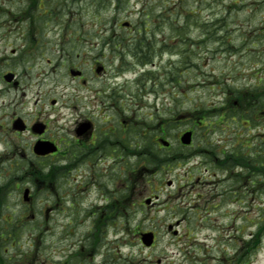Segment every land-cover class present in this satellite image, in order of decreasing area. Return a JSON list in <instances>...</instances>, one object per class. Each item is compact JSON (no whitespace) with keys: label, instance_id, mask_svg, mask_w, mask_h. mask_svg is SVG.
<instances>
[{"label":"rangeland","instance_id":"374dc122","mask_svg":"<svg viewBox=\"0 0 264 264\" xmlns=\"http://www.w3.org/2000/svg\"><path fill=\"white\" fill-rule=\"evenodd\" d=\"M35 1L41 4L40 0ZM46 4L47 0H44L41 10L37 5L36 11H31L33 35L34 31H42L37 34L42 49L35 59L34 73L30 72L33 80L42 82L43 98L44 92L54 87L55 91L50 94L65 101L67 87L71 84L67 67L78 62L69 54L75 42L88 35H109L112 32L133 36L138 34L139 26L146 22V26L151 28V35H158L156 44L166 42L172 46L166 52L161 46L159 55L152 57L151 62L156 66L148 64L136 74L128 72L121 80H129L135 88L133 80L141 72L142 80L146 75L156 77V84L154 79L146 80V85L142 87L146 97L133 106L138 109L139 120L151 126L149 142L162 134V118L172 119L186 114V121L166 125V132L162 136L173 143L174 151L170 156L179 158L155 175L148 178L141 175L142 165L137 153L140 195L137 211L129 203L127 207L117 206L118 209H127L122 214L114 213L107 207L109 213L105 212L104 217L110 213L114 215L108 221V217L104 218L101 243L94 254L82 258L75 255L82 245L89 248L88 242H93V239L85 241L92 233L84 236L92 220L85 219L83 213L66 217L63 209H59L61 211L56 212L57 215L51 214L46 220L43 211L37 226L51 227L59 217L60 225L66 222V225L74 228L65 254L69 264H103V259L108 264H158V258H162V264H264V173L250 177L247 175L249 169L243 167L239 170L247 177L243 187L231 177L230 173L234 172L224 171L213 164L214 160L220 161L224 149H240L245 142L253 156H259L261 152L264 158V124L260 126L254 121L244 124L249 126L244 128L239 122H229L212 125L215 129L197 127L193 147L178 145L180 132L194 127V123L188 120L193 118L194 112L202 111L203 115L213 112L224 101L223 91L229 86L251 89V97L255 96L253 94H256L257 88L264 91V0H110L104 6H97L94 0H49V15L45 17ZM13 5L14 0H10L9 7ZM183 5L197 11L190 17L186 32L180 34L183 37L174 40L177 35L175 28L186 23ZM14 10L18 13L16 4ZM126 21L131 26L125 27L123 24ZM199 22L204 25L200 27ZM210 24H213L211 29H214L215 35L226 41L225 45L214 39L198 43L199 36ZM25 26L23 22H15L9 28L8 52L11 48L20 50ZM172 53L179 56L171 58ZM184 56H189L188 61L182 65L178 63L179 73L172 76V62L181 61ZM32 63L31 59H24L18 70L30 67ZM88 76L90 80L87 85L74 82V91L90 96L94 93L95 88L100 86V80L91 68L88 69ZM161 84L165 87V93L155 102V96L149 95L148 91L152 86L160 90ZM27 99H33V95L29 93ZM26 110L30 111L31 106L27 104ZM67 112L64 103L60 104L57 114L63 117V124ZM206 117L212 121L216 119L211 115ZM145 124L139 125L137 132H144ZM3 137L9 140L11 148L12 142L16 144L11 136ZM167 151L161 150L163 154ZM182 153H187L188 157ZM13 159L18 162L17 156ZM126 161H129L128 155L123 164ZM132 163H135V158H132ZM16 172L22 174L20 169ZM168 179L174 181L172 186L166 185ZM150 183H154V189H151ZM105 184L112 191L117 182L107 180ZM155 195H159V200L154 208L142 205L144 198ZM108 202L109 198L105 200L103 197L84 205L94 203L104 206ZM45 204L43 202L42 207ZM66 210L70 212L72 209L67 205ZM183 218L185 220L177 227L179 234L176 236L168 230V224ZM153 227L158 230L157 245L149 249L138 241L136 232ZM42 235L37 231V239L44 244ZM47 236L46 242H49V233ZM47 250L44 253H48ZM119 259L124 262L116 263ZM40 262H44L43 255Z\"/></svg>","mask_w":264,"mask_h":264},{"label":"flooded vegetation","instance_id":"af4514ba","mask_svg":"<svg viewBox=\"0 0 264 264\" xmlns=\"http://www.w3.org/2000/svg\"><path fill=\"white\" fill-rule=\"evenodd\" d=\"M9 6L10 0H2V9H5L7 16ZM7 23L6 19L0 22V264H42V246L50 250L46 253L45 263L69 264L65 254L74 228L66 225V222L60 225L58 216L51 227H39V217L44 211L48 220L49 215H57L56 212L62 209L66 217L83 213L85 219L92 220L87 233L92 232L93 242L89 250L82 245L75 255H91L100 244L99 236L104 231V215L108 206L84 204L103 197L109 198L110 202L120 201L121 187L125 194L130 193V200L136 197V184L131 183L128 189L127 182L122 183V176L132 179L137 153H159L169 147L159 142V135L150 145L139 143L138 127L145 122L139 120L138 109L133 106L146 97V93L138 86L143 87L146 79H153L146 75L145 80L138 83V78H135V88L129 80L121 79L128 72L136 74L140 71L139 57L143 52L151 56L159 55V49L164 45L153 43L158 37L156 35L86 36V40L75 43L69 52L78 62L68 69L74 68L79 74L68 72L71 84L67 87L63 102L60 97L50 94L55 91L54 87L45 92L43 98L41 81L32 79L35 59L42 49L37 36L30 34L32 27L26 25L23 28L20 50L11 48L8 52L10 33ZM26 57L33 63L19 71ZM141 63L144 64V61ZM151 65L156 66V63L152 62ZM89 68L100 80V86L95 88L91 96L74 91L75 81L85 85L89 83ZM11 74L13 78L9 80L7 77ZM164 89L163 85L160 90L152 86L148 93L154 95L157 102L164 95ZM29 93L33 99H27ZM224 96V116L233 109L234 103L238 107L247 105L242 97L234 96L231 91ZM62 103L68 111L65 124L61 120L63 117L57 114ZM27 104L31 106L30 111L26 110ZM237 118L234 115L230 119L236 121ZM18 119L23 121L24 130L15 127ZM191 120L204 126V118L195 116ZM257 121L259 123V119ZM37 123H41L43 128L40 132L34 130ZM160 123L164 132L170 119L162 118ZM145 127L144 136L148 138L151 126L146 123ZM3 135L11 136L16 144L12 142L11 148L9 140ZM37 141L54 143L57 152L47 155L36 153ZM126 155L129 161L123 164ZM16 156L18 162H14ZM132 158H135V163H132ZM57 166H62L61 169L71 178H60ZM18 169L22 174H16ZM107 180L117 182L112 191L105 184ZM43 202H46L44 207ZM67 205L72 209L70 212L66 210ZM110 217L111 213L107 221ZM153 229L156 235V227ZM43 230L50 231L49 243L43 244L36 237L37 231L42 235ZM115 262L123 263L124 260ZM157 262L160 264L162 258ZM102 263L108 264L106 259Z\"/></svg>","mask_w":264,"mask_h":264},{"label":"trees","instance_id":"16d2710c","mask_svg":"<svg viewBox=\"0 0 264 264\" xmlns=\"http://www.w3.org/2000/svg\"><path fill=\"white\" fill-rule=\"evenodd\" d=\"M96 2L97 6H104L107 5L108 3H110V0H94ZM183 9L186 13V23L183 24L182 26H178L175 28V33L177 35H180L181 33H185L187 25L190 22V17L192 18V15H194V13L197 11L196 8H185V6L183 5ZM200 24V25H199ZM198 25L200 27H202L204 24L201 22L198 23ZM216 26V24H215ZM211 27H213V24L209 25V28L205 29L204 34L205 35H215L214 29H211ZM184 29V30H183ZM147 28L143 25V31H139V33H143L146 34L147 32ZM221 41V40H219ZM222 43H226L225 40L221 41ZM189 57V56H188ZM257 107L259 108H263L264 107V94L260 95L258 97V104H255ZM140 162H143V165L146 166V168H148L147 166H159L161 164H164L166 162H171L173 159L169 156V157H162L160 155H140ZM234 158H229L226 161V164L231 162V160L233 159L234 163L237 161L236 159L239 158V160L245 165L247 166L248 170V174L250 175V177H252L253 175H259L260 173H264V158L261 154H259L258 157H247L245 155H240L237 156L236 154H233ZM144 166L141 168V173L144 171V169H146ZM256 172V174H255Z\"/></svg>","mask_w":264,"mask_h":264},{"label":"water","instance_id":"95a60500","mask_svg":"<svg viewBox=\"0 0 264 264\" xmlns=\"http://www.w3.org/2000/svg\"><path fill=\"white\" fill-rule=\"evenodd\" d=\"M191 138H192V132L188 131L182 136V142L184 144H189L191 142ZM55 150L56 148L53 147L52 145H49V143H40L37 145V151L42 154L49 153ZM168 184H172V181H169ZM151 201L152 199L148 198L146 200V203L150 204ZM143 241L146 245H151L154 241V234L152 232L143 234Z\"/></svg>","mask_w":264,"mask_h":264}]
</instances>
